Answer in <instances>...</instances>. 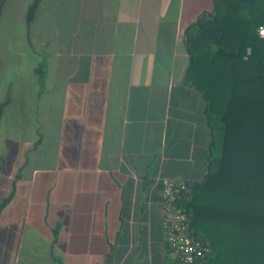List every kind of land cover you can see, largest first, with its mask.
<instances>
[{
	"label": "crops",
	"instance_id": "crops-1",
	"mask_svg": "<svg viewBox=\"0 0 264 264\" xmlns=\"http://www.w3.org/2000/svg\"><path fill=\"white\" fill-rule=\"evenodd\" d=\"M31 1L0 0V264H178L160 184L206 174L186 30L214 0Z\"/></svg>",
	"mask_w": 264,
	"mask_h": 264
},
{
	"label": "trees",
	"instance_id": "trees-1",
	"mask_svg": "<svg viewBox=\"0 0 264 264\" xmlns=\"http://www.w3.org/2000/svg\"><path fill=\"white\" fill-rule=\"evenodd\" d=\"M39 2L29 4L27 24ZM259 27H264V0H214V14L186 30L185 80L201 95L210 129L206 174L180 201L190 215V231L210 247L199 264L225 253L264 264V38Z\"/></svg>",
	"mask_w": 264,
	"mask_h": 264
},
{
	"label": "built area",
	"instance_id": "built-area-1",
	"mask_svg": "<svg viewBox=\"0 0 264 264\" xmlns=\"http://www.w3.org/2000/svg\"><path fill=\"white\" fill-rule=\"evenodd\" d=\"M258 35L264 38V27L258 28ZM162 216L166 244L178 264H199L210 253L208 242L196 238L190 231V215L180 204L188 192V184L180 180L163 179Z\"/></svg>",
	"mask_w": 264,
	"mask_h": 264
}]
</instances>
